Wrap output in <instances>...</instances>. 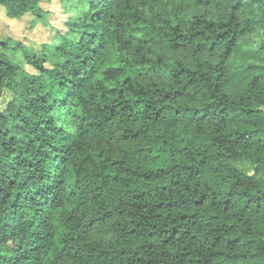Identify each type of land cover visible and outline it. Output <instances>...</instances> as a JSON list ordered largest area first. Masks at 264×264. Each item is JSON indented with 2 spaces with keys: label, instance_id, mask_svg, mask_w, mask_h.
Segmentation results:
<instances>
[{
  "label": "trees",
  "instance_id": "trees-1",
  "mask_svg": "<svg viewBox=\"0 0 264 264\" xmlns=\"http://www.w3.org/2000/svg\"><path fill=\"white\" fill-rule=\"evenodd\" d=\"M60 1L0 40V264H264V0Z\"/></svg>",
  "mask_w": 264,
  "mask_h": 264
},
{
  "label": "rangeland",
  "instance_id": "rangeland-1",
  "mask_svg": "<svg viewBox=\"0 0 264 264\" xmlns=\"http://www.w3.org/2000/svg\"><path fill=\"white\" fill-rule=\"evenodd\" d=\"M43 6L51 10L48 20L49 25L37 26L34 29L27 27V21H15L4 16V9L0 6V40L9 38L13 42H19L27 47H35L38 43L49 40L55 30L63 28L68 5L61 3L60 0H53ZM10 98L11 94L5 90L0 97V110L5 108Z\"/></svg>",
  "mask_w": 264,
  "mask_h": 264
}]
</instances>
